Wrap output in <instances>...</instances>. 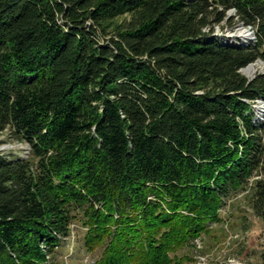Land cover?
I'll list each match as a JSON object with an SVG mask.
<instances>
[{
  "label": "trees",
  "instance_id": "obj_1",
  "mask_svg": "<svg viewBox=\"0 0 264 264\" xmlns=\"http://www.w3.org/2000/svg\"><path fill=\"white\" fill-rule=\"evenodd\" d=\"M257 61L264 0H0V264H182L237 195L264 226Z\"/></svg>",
  "mask_w": 264,
  "mask_h": 264
},
{
  "label": "rangeland",
  "instance_id": "obj_2",
  "mask_svg": "<svg viewBox=\"0 0 264 264\" xmlns=\"http://www.w3.org/2000/svg\"><path fill=\"white\" fill-rule=\"evenodd\" d=\"M228 16H232L229 12ZM247 34L249 40L242 41L240 36L235 37V32ZM214 35L218 40L230 39L234 42L252 41V29L235 23L231 26L227 23L216 27ZM253 72L246 75L243 69L240 73L251 78L256 72L262 71V62L251 64ZM255 118L261 120L264 116V104L260 101L253 104ZM27 146L10 141L5 134L0 135V154L25 157ZM221 223L212 225L208 233L197 238L193 246L187 250H180L176 258L185 257L182 264H257L258 255L264 247V226L253 218L246 201L241 195L233 197L220 211ZM63 264H71L64 257ZM84 258V263L91 261Z\"/></svg>",
  "mask_w": 264,
  "mask_h": 264
},
{
  "label": "bare ground",
  "instance_id": "obj_3",
  "mask_svg": "<svg viewBox=\"0 0 264 264\" xmlns=\"http://www.w3.org/2000/svg\"><path fill=\"white\" fill-rule=\"evenodd\" d=\"M234 36H235V37L240 36L241 39H242V41L247 40L248 37H249L247 34H243V33H241L240 31L235 32ZM224 42H227V43H230V42H231V43H234V41H232V40H230V39H226ZM243 72H244L246 75H250V74L253 72V68H252V66H251V65L247 66L246 68L243 69Z\"/></svg>",
  "mask_w": 264,
  "mask_h": 264
},
{
  "label": "built area",
  "instance_id": "obj_4",
  "mask_svg": "<svg viewBox=\"0 0 264 264\" xmlns=\"http://www.w3.org/2000/svg\"><path fill=\"white\" fill-rule=\"evenodd\" d=\"M249 29H250V27H248ZM252 40H253V38H254V34H253V31H252ZM247 40H249V38L247 39ZM242 43V42H241ZM259 62H261V61H259ZM262 65H263V63H262ZM260 72H263V70L262 71H260Z\"/></svg>",
  "mask_w": 264,
  "mask_h": 264
},
{
  "label": "water",
  "instance_id": "obj_5",
  "mask_svg": "<svg viewBox=\"0 0 264 264\" xmlns=\"http://www.w3.org/2000/svg\"><path fill=\"white\" fill-rule=\"evenodd\" d=\"M249 66V65H248Z\"/></svg>",
  "mask_w": 264,
  "mask_h": 264
}]
</instances>
